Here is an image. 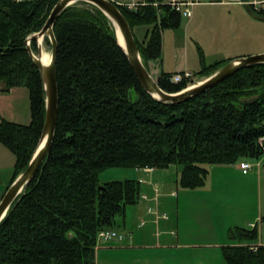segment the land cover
I'll return each mask as SVG.
<instances>
[{
    "label": "trees",
    "instance_id": "obj_1",
    "mask_svg": "<svg viewBox=\"0 0 264 264\" xmlns=\"http://www.w3.org/2000/svg\"><path fill=\"white\" fill-rule=\"evenodd\" d=\"M58 1L0 0V83L27 88L32 117L29 124L1 117L0 144L15 157L8 188L28 167L46 116L43 79L26 41L44 27ZM117 6L145 65L163 60V31L178 30L184 18L169 6L160 12L152 6ZM249 9L264 18V12ZM136 27H146L142 40ZM54 32L55 136L43 165L0 223V264H96L99 231L123 229L128 206L138 204L143 193L135 178L102 183L107 168L179 165V187L193 190L206 184L211 166L263 157L264 63L173 104L145 90L114 24L94 4L80 1L65 9ZM31 46L37 50L36 39ZM231 59L207 63L200 49L201 69L193 75L207 78ZM175 73L161 72L157 82L163 90L176 93L193 84L173 82ZM259 234L258 224L231 227L230 244L222 246L226 263L264 264V245H255Z\"/></svg>",
    "mask_w": 264,
    "mask_h": 264
},
{
    "label": "rangeland",
    "instance_id": "obj_2",
    "mask_svg": "<svg viewBox=\"0 0 264 264\" xmlns=\"http://www.w3.org/2000/svg\"><path fill=\"white\" fill-rule=\"evenodd\" d=\"M223 14V17H225V15H227L226 11H223ZM218 19L221 18L216 16L215 11H205L193 29L195 33H198V31L201 33V40H198L199 42L186 40L184 43L181 41V50L176 49L175 44L177 38L181 39L182 37V30L184 29L186 19H183L182 29L180 31L173 29H169L168 31L165 30V45L162 57L164 60V67L171 72L178 71V67H188L192 71L198 72L201 69L200 49L203 51L207 63H213L215 59H217V57L214 56L217 55L216 53L225 55L232 53V44L237 41V31H234L233 27L236 25L228 22H220L218 26L220 25V27H223V30L218 31L216 22ZM241 27L244 29L241 31V40L251 43L255 42L257 45H260L262 42L264 45V22L258 20L250 21L248 24L243 23ZM145 29L146 27L135 28V34L140 40L144 37ZM215 33H218L217 36H213ZM239 40L240 39H238V41ZM36 44L37 50H35L34 53H38V46L40 44L46 58L49 59L51 46H49L45 37L42 38L41 41L36 39ZM146 67L148 69L150 68L149 63ZM205 79V76H195L193 79L194 81L192 80V85ZM1 117L22 124H29L31 122L30 98L27 88L15 87L11 92L0 91V120L2 119ZM250 161L254 166L249 170L248 175H234V173L228 169H217L213 173L211 172L212 179H210L214 185V192L210 197L212 204L208 218L214 223L215 227H217L216 235L212 231L209 232V229L203 228L194 232V234L189 233L188 235V237L193 238L192 241H195L193 243L199 246H185L180 249L168 250L166 252L165 250H162V252L153 248H139L134 245L132 248H127L128 244L122 242L123 245L113 246H122L127 249L114 248L108 254H104L108 251L98 249L96 264H227L222 247L216 245L222 243L221 241L223 239L221 235L224 230V223L225 225L233 226L239 224L248 228H251L253 224L262 226L264 223V221L262 223V221L258 219L259 215H262V217L264 216V157ZM14 162V155L0 144V198L6 193L10 184ZM258 162L261 163V166L257 165ZM171 168L170 172L173 174L176 168L180 169V166L172 165ZM143 175L144 173L139 169L110 167L101 173L100 181L105 183L127 178L139 179V177ZM173 200L176 202L177 199L174 198ZM180 201L182 204L185 203L183 197L180 198ZM140 202L136 205L128 206L127 208L126 220L128 219V224H126L129 227L128 229H132L140 223V220L136 221L132 212L134 208H144L145 204ZM173 211H175V208ZM167 216V221H164L160 227L155 228V230L153 224L144 227V231H146L147 234L149 233V236L145 238L147 242L155 243L160 235L169 238L176 237L178 230L176 228L175 213H169ZM118 220L121 221V218L118 217ZM121 230L126 231L124 229ZM154 231L155 234H152L151 232ZM136 232L135 240L138 244L141 242L137 240V237H139L137 234L142 233H139V231ZM205 244H209L210 246H203ZM103 245L108 246L110 244Z\"/></svg>",
    "mask_w": 264,
    "mask_h": 264
},
{
    "label": "crops",
    "instance_id": "obj_3",
    "mask_svg": "<svg viewBox=\"0 0 264 264\" xmlns=\"http://www.w3.org/2000/svg\"><path fill=\"white\" fill-rule=\"evenodd\" d=\"M201 2H204L202 4H199L195 6L193 15L190 18L186 19L183 34L181 39L177 38V42L175 44V48L178 50H181V44L180 42L184 43V41H194L197 42L198 40H201L200 36L201 33H195L193 29L199 22V18L204 14L205 11L213 10L216 13L217 17H220L221 19H218L217 22V29L218 31L223 30V27L218 26L220 22H228L235 24L234 31H237V41L232 44L231 50L232 53H229V55H225L222 53H216L217 55H214L217 57L215 61H219L222 59L227 58H238L243 56H248L252 54H258L264 52V45L261 42L260 45L256 44L255 42L251 43L249 41L241 40L240 37H242L241 31L243 23L248 24L250 21H262L264 22V18L262 17H255L250 14L248 10V6L240 5V4H234V5H225V4H217L212 3L213 0H200ZM223 11H226L227 15L224 16ZM219 14V15H218ZM253 17V18H252ZM182 27V25H181ZM179 28L176 31H180L182 28ZM169 29H166L168 31ZM220 33V32H219ZM218 34V33H217ZM217 34H213V36H217ZM219 37V36H218ZM238 39H240L238 41ZM199 42V41H198ZM164 45H165V31H163V51H164ZM214 61V62H215ZM164 60H154L149 62V69L152 73V76L155 79H158L159 75L162 71L171 72L168 69L164 67ZM177 68V67H176ZM178 71H188L195 73V71H192L188 67H178ZM12 91V89H11ZM10 91V92H11ZM6 155V154H5ZM171 166L165 169H156V168H143L139 169L141 172L144 173L143 176L139 177V180L142 184V200L140 203H144V208H134L133 214L136 221L140 220L139 225L134 226L132 229H128V219L125 222L124 230L126 232H129L132 234L131 239H126L123 242H126L128 244L127 248H132L133 245L135 247L139 248H153L156 250H173V249H180L185 246H199L196 245V243H193L195 241H192L193 238L188 237L189 233L194 234V232L199 231L201 229H209V232L212 231L213 233H216L217 227H215L214 223L208 218V214L210 213V208L212 201L210 199L211 194L214 192V185L212 182V175L217 169H228L231 170L234 175L238 176H244L248 175L249 171L247 173H244L243 170L239 167V163L236 164H226V165H216L210 167V174L207 179V182L204 186L197 188V189H184L178 187V179L180 175V169L176 168V170L171 174L170 170L172 169ZM211 178V179H210ZM190 190V191H189ZM185 200V203H181L180 198ZM174 198H176V202H174ZM136 207V206H135ZM158 209L160 213H175V219H176V228L177 233L176 237L169 238L166 236L160 235L159 238H157L155 243L147 242L145 239L149 236V233L147 234L146 231H144V227L154 225L155 228L160 227V225L167 221L166 218H160L159 222L156 221V215L149 212V208ZM175 208V211L173 209ZM261 216V217H260ZM262 215H259V220L263 221L261 219ZM127 223V224H126ZM236 224V223H235ZM264 225V223H263ZM259 226V239L255 245H264V226ZM224 230L221 235L222 237V243L216 244L217 246H225L227 244H230L228 232L231 227L240 226L239 224L233 225H223ZM136 231H139L137 234L139 237H137V240L141 243H136ZM141 231V232H140ZM152 234H155L154 232H151ZM227 237H226V236ZM226 238V239H225ZM190 240V241H186ZM108 246H98V249H104L108 252L104 254H108L111 250L115 249H127L122 246H113V245H123L122 242H112L109 243ZM137 244V245H135ZM141 244V245H139ZM112 245V246H111ZM215 245V246H216ZM203 246H210L209 244H205ZM163 252V251H162Z\"/></svg>",
    "mask_w": 264,
    "mask_h": 264
},
{
    "label": "water",
    "instance_id": "obj_4",
    "mask_svg": "<svg viewBox=\"0 0 264 264\" xmlns=\"http://www.w3.org/2000/svg\"><path fill=\"white\" fill-rule=\"evenodd\" d=\"M80 1L94 4L110 18L116 29L117 41L127 54L143 87L148 93L160 101L173 104L185 102L191 97L218 85L245 67L264 63V53L234 58L205 80L189 86L180 92L169 93L159 86L157 80L152 76V73L144 64L134 32L128 20L114 2L110 0H59L51 11L44 27L40 31L31 34L26 41L29 54L34 63L39 67L43 79L46 91V116L39 145L28 167L11 184L0 201V223L7 215L14 201L23 192L25 186L39 171L51 151L57 127L59 103L56 67L58 42L54 32V25L65 9ZM248 10L251 15L259 17L251 12L249 8ZM46 36L51 42V61L49 64H44L42 61V46L39 44L37 54L34 53L31 46V42L34 39H40ZM11 89L12 88L8 87L4 82L0 83L1 91L10 92Z\"/></svg>",
    "mask_w": 264,
    "mask_h": 264
},
{
    "label": "built area",
    "instance_id": "obj_5",
    "mask_svg": "<svg viewBox=\"0 0 264 264\" xmlns=\"http://www.w3.org/2000/svg\"><path fill=\"white\" fill-rule=\"evenodd\" d=\"M116 5L124 6L129 10H139L143 6H152L158 9L160 12L162 6H169L171 9L175 10L183 18L187 19L193 15L195 6L202 4L200 0H110ZM212 3L225 4V5H234L240 4L251 7L256 13L264 12V0H213ZM194 75L192 72L184 71V73H175L172 76L173 82H180L184 79L189 80L190 83H193ZM194 81V80H193ZM264 157V155H263ZM262 158V157H261ZM258 166H261V163H257ZM254 164L248 160L244 159L239 162V167L243 170L244 173H247ZM149 212L156 215V221L159 222L160 218H167L166 213H160L158 209L149 208ZM256 224H253L254 227ZM132 234L121 229L116 228H106L99 231L97 236V247L102 244H109L115 241L123 242L126 239H131Z\"/></svg>",
    "mask_w": 264,
    "mask_h": 264
},
{
    "label": "bare ground",
    "instance_id": "obj_6",
    "mask_svg": "<svg viewBox=\"0 0 264 264\" xmlns=\"http://www.w3.org/2000/svg\"><path fill=\"white\" fill-rule=\"evenodd\" d=\"M41 40H42V38L39 39V41H41ZM42 61H43L44 64H49L50 61H51V54H50L49 59H47V58H46V55H45V53H44V51H43Z\"/></svg>",
    "mask_w": 264,
    "mask_h": 264
}]
</instances>
